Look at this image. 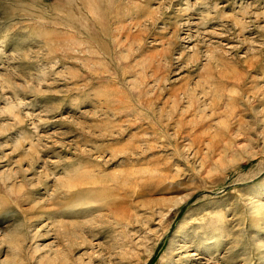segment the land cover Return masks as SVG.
<instances>
[{"label": "rangeland", "instance_id": "rangeland-1", "mask_svg": "<svg viewBox=\"0 0 264 264\" xmlns=\"http://www.w3.org/2000/svg\"><path fill=\"white\" fill-rule=\"evenodd\" d=\"M0 264H264V0H0Z\"/></svg>", "mask_w": 264, "mask_h": 264}, {"label": "bare ground", "instance_id": "bare-ground-1", "mask_svg": "<svg viewBox=\"0 0 264 264\" xmlns=\"http://www.w3.org/2000/svg\"><path fill=\"white\" fill-rule=\"evenodd\" d=\"M257 202L260 203V201H257ZM259 203H255L254 205H255L256 207H257V206L259 207V205H260Z\"/></svg>", "mask_w": 264, "mask_h": 264}]
</instances>
